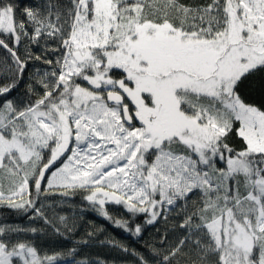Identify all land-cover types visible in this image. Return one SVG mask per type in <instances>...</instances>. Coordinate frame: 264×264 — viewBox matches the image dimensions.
<instances>
[{
    "label": "snow or ice",
    "instance_id": "snow-or-ice-1",
    "mask_svg": "<svg viewBox=\"0 0 264 264\" xmlns=\"http://www.w3.org/2000/svg\"><path fill=\"white\" fill-rule=\"evenodd\" d=\"M254 78L264 0H0V209L29 222L0 223V264H109L77 259L94 243L132 264H264ZM89 212L142 250L98 240ZM81 228L66 250L37 242Z\"/></svg>",
    "mask_w": 264,
    "mask_h": 264
},
{
    "label": "trees",
    "instance_id": "trees-1",
    "mask_svg": "<svg viewBox=\"0 0 264 264\" xmlns=\"http://www.w3.org/2000/svg\"><path fill=\"white\" fill-rule=\"evenodd\" d=\"M243 87L244 90L248 93L251 101L255 102L258 105L264 104V79L254 78L246 82ZM75 211H77L75 207H65L62 214L70 216ZM85 220H90L96 227L104 229V231L98 235V240L114 239L120 241L121 243L127 244L130 247L142 250L143 242L137 243L136 241L138 238L132 237L129 233L123 232L122 230L115 228L98 214L92 212L86 213ZM0 223L27 226L29 222L27 218L21 213H16L12 210L7 209H0ZM35 226L39 225L37 224ZM85 227H87V225H85ZM157 227L162 228V225H158ZM83 232L84 228H81L80 231L76 234V236L71 239L38 236L37 242L48 250H66L73 246L74 241L79 239ZM155 233L156 229L149 226L147 228V231L145 232V240L155 235ZM32 236L33 234H29V238H32ZM85 257H99L108 261L109 264H132L133 260L131 256H125L120 252L112 249L108 245H100L98 243H94L90 246L81 249L77 259Z\"/></svg>",
    "mask_w": 264,
    "mask_h": 264
}]
</instances>
